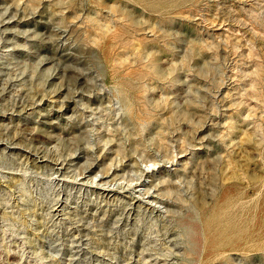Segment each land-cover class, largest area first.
Instances as JSON below:
<instances>
[{"label":"rangeland","instance_id":"1","mask_svg":"<svg viewBox=\"0 0 264 264\" xmlns=\"http://www.w3.org/2000/svg\"><path fill=\"white\" fill-rule=\"evenodd\" d=\"M0 264H264V0H0Z\"/></svg>","mask_w":264,"mask_h":264},{"label":"bare ground","instance_id":"2","mask_svg":"<svg viewBox=\"0 0 264 264\" xmlns=\"http://www.w3.org/2000/svg\"><path fill=\"white\" fill-rule=\"evenodd\" d=\"M29 154V153H28ZM32 157V156H31ZM140 188V187H139ZM62 206V205H61ZM57 211V210H56Z\"/></svg>","mask_w":264,"mask_h":264}]
</instances>
